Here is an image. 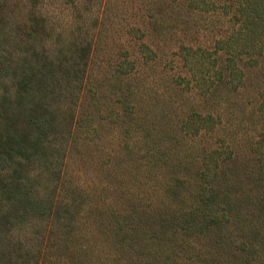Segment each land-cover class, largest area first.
<instances>
[{
	"label": "trees",
	"instance_id": "obj_1",
	"mask_svg": "<svg viewBox=\"0 0 264 264\" xmlns=\"http://www.w3.org/2000/svg\"><path fill=\"white\" fill-rule=\"evenodd\" d=\"M0 264H264V0H0Z\"/></svg>",
	"mask_w": 264,
	"mask_h": 264
},
{
	"label": "rangeland",
	"instance_id": "obj_2",
	"mask_svg": "<svg viewBox=\"0 0 264 264\" xmlns=\"http://www.w3.org/2000/svg\"><path fill=\"white\" fill-rule=\"evenodd\" d=\"M57 8H58V7H57ZM60 8H62V6H61ZM60 8H59V9H60ZM16 15H17V13H16ZM51 16H52L53 20H55L54 22H55L56 26H59L62 17H61V15L58 13V11H54V13H53ZM234 109H235V108H234ZM55 148H57V154H56V155H57L58 157H61V154H62L61 146H55Z\"/></svg>",
	"mask_w": 264,
	"mask_h": 264
}]
</instances>
